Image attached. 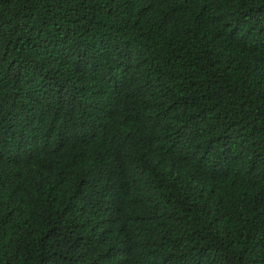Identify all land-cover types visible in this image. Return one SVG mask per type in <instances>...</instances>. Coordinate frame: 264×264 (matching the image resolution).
<instances>
[{"label": "trees", "instance_id": "16d2710c", "mask_svg": "<svg viewBox=\"0 0 264 264\" xmlns=\"http://www.w3.org/2000/svg\"><path fill=\"white\" fill-rule=\"evenodd\" d=\"M0 264H264V0H0Z\"/></svg>", "mask_w": 264, "mask_h": 264}]
</instances>
